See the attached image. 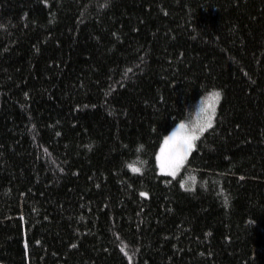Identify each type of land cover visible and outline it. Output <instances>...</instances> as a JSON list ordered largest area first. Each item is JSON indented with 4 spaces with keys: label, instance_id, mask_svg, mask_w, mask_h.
Wrapping results in <instances>:
<instances>
[{
    "label": "trees",
    "instance_id": "1",
    "mask_svg": "<svg viewBox=\"0 0 264 264\" xmlns=\"http://www.w3.org/2000/svg\"><path fill=\"white\" fill-rule=\"evenodd\" d=\"M0 222V264H264V0H0Z\"/></svg>",
    "mask_w": 264,
    "mask_h": 264
},
{
    "label": "snow or ice",
    "instance_id": "2",
    "mask_svg": "<svg viewBox=\"0 0 264 264\" xmlns=\"http://www.w3.org/2000/svg\"><path fill=\"white\" fill-rule=\"evenodd\" d=\"M220 98L221 93L219 91H213L209 94V102L204 109L205 118L195 130L182 135L173 133L172 136L164 139L159 153L155 157L161 174L175 177L184 166L188 156L195 147V141L200 138V134L213 127ZM180 127L183 129L185 126L181 124ZM134 171H139V169H134ZM184 187L185 185L181 183V188ZM141 195L145 194L141 193Z\"/></svg>",
    "mask_w": 264,
    "mask_h": 264
},
{
    "label": "rangeland",
    "instance_id": "3",
    "mask_svg": "<svg viewBox=\"0 0 264 264\" xmlns=\"http://www.w3.org/2000/svg\"><path fill=\"white\" fill-rule=\"evenodd\" d=\"M207 104H208V102H207ZM207 104H205L204 106H202V108L199 110V117H198V119H196V121H195V123H194V125H195V127L194 128H190V126H188V125H186V124H184V123H182L185 127L183 128V129H181V127H180V125L181 124H179V125H177L166 137H168V136H172L173 135V133H178V134H185V133H189V132H191L192 130H195L201 123H202V121L204 120V118H205V115H206V113H205V111H204V109L207 107ZM201 135V134H200ZM165 137V138H166ZM164 138V139H165ZM162 144H163V142H162ZM162 146V145H161ZM160 150V149H159ZM158 153H159V151H158ZM3 231V223L2 222H0V233Z\"/></svg>",
    "mask_w": 264,
    "mask_h": 264
}]
</instances>
